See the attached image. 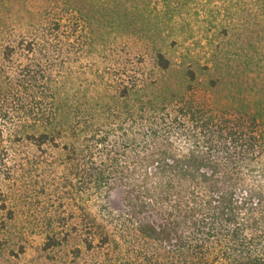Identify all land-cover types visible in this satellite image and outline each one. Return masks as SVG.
<instances>
[{"label": "trees", "instance_id": "obj_1", "mask_svg": "<svg viewBox=\"0 0 264 264\" xmlns=\"http://www.w3.org/2000/svg\"><path fill=\"white\" fill-rule=\"evenodd\" d=\"M52 21L7 34L1 59L21 63L0 68V139L13 126L37 147L65 140L90 195L120 190L127 221L179 264H264V93L216 108L192 68L177 84L142 70L75 90L66 55L83 33ZM155 65L172 69L162 54Z\"/></svg>", "mask_w": 264, "mask_h": 264}, {"label": "rangeland", "instance_id": "obj_2", "mask_svg": "<svg viewBox=\"0 0 264 264\" xmlns=\"http://www.w3.org/2000/svg\"><path fill=\"white\" fill-rule=\"evenodd\" d=\"M52 19L83 33L84 48L73 36L66 55L75 90L142 70L177 84L192 68L198 98L216 108L257 103L264 93V0H0V68L21 63L1 59L8 33ZM158 54L170 72L157 71ZM24 130L6 127L0 139V264H179L127 221L120 190L90 195L65 140L37 147Z\"/></svg>", "mask_w": 264, "mask_h": 264}]
</instances>
